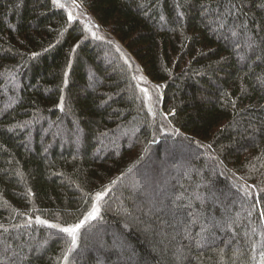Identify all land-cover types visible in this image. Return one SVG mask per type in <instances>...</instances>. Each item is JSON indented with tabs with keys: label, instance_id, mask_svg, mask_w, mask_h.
Returning a JSON list of instances; mask_svg holds the SVG:
<instances>
[{
	"label": "trees",
	"instance_id": "trees-1",
	"mask_svg": "<svg viewBox=\"0 0 264 264\" xmlns=\"http://www.w3.org/2000/svg\"><path fill=\"white\" fill-rule=\"evenodd\" d=\"M64 5L0 0V264H264V0Z\"/></svg>",
	"mask_w": 264,
	"mask_h": 264
},
{
	"label": "snow or ice",
	"instance_id": "snow-or-ice-1",
	"mask_svg": "<svg viewBox=\"0 0 264 264\" xmlns=\"http://www.w3.org/2000/svg\"><path fill=\"white\" fill-rule=\"evenodd\" d=\"M52 2H53V4L57 5L60 8H64L65 7V5L63 3H61L60 0H52ZM69 19H72L71 13H69ZM223 26H224L223 23H221L220 27H223ZM231 34H232L233 37L237 36V32L236 31H232ZM235 47L239 48L240 45L236 44ZM247 47L251 48L252 44L249 43L247 45ZM240 58L244 59V56L241 55ZM142 91H144L145 94L147 95V89H143ZM62 106H63V97H61V107ZM262 166H264V165H262ZM172 167L173 168H178V165L174 164V165H172ZM129 171H131V169H129ZM165 171H167V169H165ZM185 174H187V173H185ZM113 183H115V181H113ZM164 183L167 184V181H165ZM160 191H162V192L164 191L163 186H161ZM104 195H105L104 192L97 193L95 199L97 201H99V200L103 199ZM212 195H214V193ZM180 198L181 197H176V199H180ZM195 199L201 200V202L203 203L206 199H209V198H205V197H201L199 195H195ZM99 213H100L99 206L97 204H93L91 210L88 211L84 215V217L82 219H80L75 224H70L68 226H61L58 223H50L49 221L41 219L39 217L36 219V222L38 224L46 226L47 228L54 229L56 231V233H58V234H64V235H66V236L71 238V244H70V246H69V248L67 250V253L65 255V259H67V256L70 255L72 252H74L79 247L78 238H79L80 230L85 226V224L91 222L92 220H95L99 216ZM173 215H175V213H173ZM260 215H261V218H264V212H261ZM179 223H183V221H179Z\"/></svg>",
	"mask_w": 264,
	"mask_h": 264
},
{
	"label": "rangeland",
	"instance_id": "rangeland-1",
	"mask_svg": "<svg viewBox=\"0 0 264 264\" xmlns=\"http://www.w3.org/2000/svg\"><path fill=\"white\" fill-rule=\"evenodd\" d=\"M79 1L80 0H60L61 3L67 4L68 13H71L72 16L75 15L76 17L78 16V11H75V9H79V7H78L79 6ZM81 15H82L83 19L86 21L87 27L92 30V31H89V30H87V31H89L91 34H94V30L96 28V25H95L96 19H95V17L92 15V13L90 11H88V12L82 11ZM171 160H172L171 157H169L168 154H167L166 155V160L164 161V165L170 166V162L169 161H171ZM160 172H161V170H160V168H158V172L157 173H160ZM154 173H156V172H154ZM156 179L157 178H155V180H152L153 185L149 184L150 187H154V185L158 186L160 184V183L158 184L159 180H156ZM158 187H159V189L161 188L160 186H158ZM155 191L157 192V194H154V195L158 199H160L161 196H162L161 193L159 191H157V190H155ZM150 200H156V199L152 198ZM120 205H121L120 201H117L116 204H115V207H120Z\"/></svg>",
	"mask_w": 264,
	"mask_h": 264
}]
</instances>
